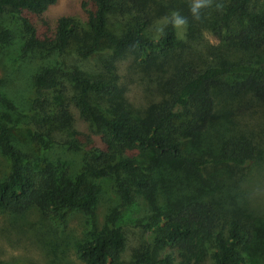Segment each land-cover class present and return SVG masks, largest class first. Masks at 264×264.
<instances>
[{
	"label": "trees",
	"instance_id": "16d2710c",
	"mask_svg": "<svg viewBox=\"0 0 264 264\" xmlns=\"http://www.w3.org/2000/svg\"><path fill=\"white\" fill-rule=\"evenodd\" d=\"M164 1L78 0L77 14L86 26L82 30L71 16L48 13L56 0H0V13L19 22L23 52L61 55L75 43L76 54L85 58L108 46L115 57L129 54L140 68H156L159 99L139 121L128 103L117 100V88L107 76L89 77L60 64L35 71L26 122L30 136L43 150L59 146L79 153L75 174L48 162L31 164L14 142L12 120L0 115V150L9 168L0 180V211L21 214L34 207L46 218L72 210L90 213L97 181L111 180L119 207L76 246L83 264L116 263L125 243L116 222L120 208L134 195L152 201L157 188L167 201L161 210L151 207L140 225L150 233V244L134 264H172V252L177 264H197L207 251L212 264H245L251 226L234 188L240 171L259 161L262 151L254 132L232 131L227 107L244 96L264 104V13L258 10L259 0H213L212 7L201 9V19L194 20L191 3ZM171 11L188 19L182 37L170 22L162 25L163 32L152 28ZM204 32L213 41L204 40ZM8 34V29L0 30V45ZM105 69L114 76L111 65ZM91 95L111 96L116 102L100 111ZM218 107L227 119L222 117L224 133L215 143L205 133ZM76 115L87 132L77 126ZM220 168L228 169L227 174L219 173ZM163 248L169 252L161 253Z\"/></svg>",
	"mask_w": 264,
	"mask_h": 264
},
{
	"label": "rangeland",
	"instance_id": "374dc122",
	"mask_svg": "<svg viewBox=\"0 0 264 264\" xmlns=\"http://www.w3.org/2000/svg\"><path fill=\"white\" fill-rule=\"evenodd\" d=\"M185 1L191 3V0ZM257 7L264 13V0H259ZM78 11V0H56L48 8L50 15L71 16L82 30H86L84 21L80 20L77 14ZM171 13L172 11L153 23L154 31L160 30L162 25L168 23L166 18L170 21ZM2 29H8L9 34L6 44L0 45V115L9 116L12 120L11 134L14 142L28 155L31 164L48 162L60 165L75 174L82 159L79 153L64 147L52 146L43 150L30 136L26 125L31 116L28 97L33 91L32 76L39 67L60 64L66 70L74 66L89 77L107 76L117 88V100L130 105L131 116L135 121L144 118L148 114L147 106L159 99L154 90L156 68H140L129 54L118 58L111 48L102 46L94 54L83 58L76 54L75 43L61 55L43 50L23 52L24 35L18 20L7 12H1L0 30ZM175 31L178 37L184 34V29ZM203 39L213 41L208 32H204ZM106 65L112 66L114 76L106 71ZM89 99L100 111L113 108L116 102L111 96L91 95ZM217 110L218 113L205 133V138L215 143L224 133L222 117L227 119V112L219 113V107ZM227 110L232 111L229 116L232 131L245 129L254 132V138L261 146L260 160L240 171L241 176L234 191L238 193L239 205L246 209V221L251 226V238L243 250L245 264H264V104L244 96L232 101ZM76 120L79 129L87 132L86 124L78 115ZM0 124H3L1 119ZM8 169V159L0 150V180ZM227 170L220 168L219 173L227 174ZM97 184L99 191L90 213L72 210L65 212L62 217L46 218L34 207L21 214L0 211V264H83L76 256V246L88 239L91 233L100 230L106 216L119 207V198L111 188V180L100 179ZM162 193V189L157 188L152 201L134 195L125 207L120 208L116 222L123 232L125 243L115 264H134L136 257L150 244V233L140 225L145 222L151 207L155 206L159 210L163 208L167 198H164ZM172 198L171 194L169 199ZM160 252L164 254L169 251L163 248ZM171 254L172 264H177L175 252ZM197 264H212L210 253L207 251L203 260Z\"/></svg>",
	"mask_w": 264,
	"mask_h": 264
},
{
	"label": "clouds",
	"instance_id": "9594fccd",
	"mask_svg": "<svg viewBox=\"0 0 264 264\" xmlns=\"http://www.w3.org/2000/svg\"><path fill=\"white\" fill-rule=\"evenodd\" d=\"M213 0H191V4L189 7L190 14L194 20H200L201 19V9L212 7ZM215 7L217 9H221L223 7L222 4H216ZM166 22H170L172 26L175 29H184L187 30L188 26V19L187 17H184L180 15L178 11H173L171 13V19L170 21L167 20ZM160 32H163V28L159 30Z\"/></svg>",
	"mask_w": 264,
	"mask_h": 264
}]
</instances>
